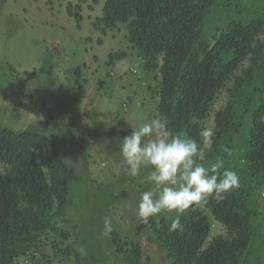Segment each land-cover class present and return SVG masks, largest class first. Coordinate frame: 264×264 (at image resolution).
I'll list each match as a JSON object with an SVG mask.
<instances>
[{
  "label": "trees",
  "instance_id": "16d2710c",
  "mask_svg": "<svg viewBox=\"0 0 264 264\" xmlns=\"http://www.w3.org/2000/svg\"><path fill=\"white\" fill-rule=\"evenodd\" d=\"M67 10L80 26V5ZM121 24L150 83H157L150 87L158 96L157 118L168 117L172 135L199 142L214 114L203 163L224 158L240 187L221 203L209 199L186 211L183 231L169 232L175 213L167 212L147 223L139 218L136 240L112 232L117 260L150 264L140 242L145 237L167 264H264V0H107L95 27L106 32ZM128 56L112 53L107 63ZM224 92L226 105L214 111ZM0 165V264L22 258L41 264L49 258L44 243L55 258H78L67 220L70 169L59 146L36 131L0 127ZM208 212L225 235L211 238Z\"/></svg>",
  "mask_w": 264,
  "mask_h": 264
},
{
  "label": "rangeland",
  "instance_id": "374dc122",
  "mask_svg": "<svg viewBox=\"0 0 264 264\" xmlns=\"http://www.w3.org/2000/svg\"><path fill=\"white\" fill-rule=\"evenodd\" d=\"M106 1L0 0V127L50 137L70 169L67 220L78 258H55L44 243L49 258L41 264H124L116 258L112 232L137 239L139 198L152 187L149 169L135 178L125 174L118 145L132 128L157 118L158 96L150 89L157 83H150L132 50L127 25L106 32L103 25L95 27ZM70 4L81 7L80 26L68 14ZM225 10L216 16L217 24ZM116 52L129 56L109 66ZM227 99L222 93L214 111ZM214 126L212 114L206 127L213 132ZM208 216L211 238L225 235V228L210 212ZM140 242L150 264H167L155 243L145 237ZM17 264L35 263L22 258Z\"/></svg>",
  "mask_w": 264,
  "mask_h": 264
},
{
  "label": "clouds",
  "instance_id": "9594fccd",
  "mask_svg": "<svg viewBox=\"0 0 264 264\" xmlns=\"http://www.w3.org/2000/svg\"><path fill=\"white\" fill-rule=\"evenodd\" d=\"M169 120L161 114L137 128L119 141V155L127 176L135 178L142 169H149L147 181L152 186L141 193L137 216L145 223L162 212L175 213L169 232L184 230L182 216L189 209L214 199L223 202L240 187L236 171L225 168V159L205 164L203 148L213 132L208 127L199 131L200 141L172 135L167 131ZM199 161V162H198ZM223 170V171H222ZM110 229V221L105 218Z\"/></svg>",
  "mask_w": 264,
  "mask_h": 264
},
{
  "label": "crops",
  "instance_id": "0c3cea01",
  "mask_svg": "<svg viewBox=\"0 0 264 264\" xmlns=\"http://www.w3.org/2000/svg\"><path fill=\"white\" fill-rule=\"evenodd\" d=\"M119 85H121V84H119ZM119 85H118V86H119Z\"/></svg>",
  "mask_w": 264,
  "mask_h": 264
},
{
  "label": "built area",
  "instance_id": "2783aa9c",
  "mask_svg": "<svg viewBox=\"0 0 264 264\" xmlns=\"http://www.w3.org/2000/svg\"><path fill=\"white\" fill-rule=\"evenodd\" d=\"M58 45V44H57Z\"/></svg>",
  "mask_w": 264,
  "mask_h": 264
}]
</instances>
